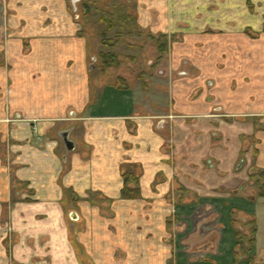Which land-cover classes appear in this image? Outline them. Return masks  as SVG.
Masks as SVG:
<instances>
[{
	"label": "crops",
	"instance_id": "0c3cea01",
	"mask_svg": "<svg viewBox=\"0 0 264 264\" xmlns=\"http://www.w3.org/2000/svg\"><path fill=\"white\" fill-rule=\"evenodd\" d=\"M2 1L0 264L28 257L25 245L11 249L8 220L26 239L48 236L64 256L51 264H234L230 226L231 251H220L230 211L257 221V245L264 196L251 179L264 183V0H137L142 28L177 35L170 69L185 57L203 71H182L168 92L172 111L162 103L157 112L124 101L118 88L92 87L86 41L60 0ZM234 60L248 80L236 73L230 89ZM68 129L66 153L58 133ZM124 168L136 173V198L121 196ZM204 212L218 223L201 217L190 227Z\"/></svg>",
	"mask_w": 264,
	"mask_h": 264
},
{
	"label": "rangeland",
	"instance_id": "374dc122",
	"mask_svg": "<svg viewBox=\"0 0 264 264\" xmlns=\"http://www.w3.org/2000/svg\"><path fill=\"white\" fill-rule=\"evenodd\" d=\"M60 2L66 5L71 17L76 19L78 33H80L78 35L86 41L87 56L89 57L87 59L88 64L93 65L88 75L92 87L99 85L106 87V89L111 87L118 88L122 92L124 101L139 103L146 112H157L160 109L158 105L162 103L167 104L168 108L166 109L172 111L173 105L171 104L168 92L172 89L173 80L183 78L179 77L182 71L187 70L185 77L194 76L196 74L194 70L199 74L203 72L202 70L197 71L194 61L187 60L185 57L179 61L176 71L170 69V64H172L170 55L175 46L174 42L178 40L177 35L152 34L146 28H142L138 24L136 17L137 0H77L75 3V13L73 12L71 0H60ZM2 7L3 1L0 0V19H2L4 14ZM246 31L249 32L252 38L258 37L260 34V32L254 30ZM0 32H2L1 27ZM2 47L3 44L0 43V48ZM176 47L181 46L176 45ZM26 51L27 46L24 43L23 52ZM234 61L235 73L229 79L231 84L230 89L237 88L240 82V79L235 77L236 73L240 72V78L243 81L248 80V76L243 75V69L241 68L243 61ZM2 62V54H0V65ZM207 66L209 67V65ZM217 68L221 71L223 69L222 64L219 63ZM236 70L238 71L236 72ZM208 73L209 75L207 74L204 78L206 79L205 85L207 81L215 80L210 75V72ZM196 88L192 96L200 94V90H203L204 87L199 86ZM209 88L207 93L208 99L210 96H214ZM93 93L95 95L98 91ZM158 95H161V97H158ZM151 99L156 101L155 107L150 106L149 102ZM168 116H171L170 113ZM251 180L257 186L264 185V183L262 184V176L252 177ZM13 190L11 189V206H13L12 204L15 200V191ZM228 216L231 219L228 223H224L227 229L223 231L225 240L221 243L220 251L225 253L226 249L229 250L227 246L229 240L226 235L230 226L234 230V233L237 230L239 238V244L235 246L234 257H232V260L236 261L234 264H264V259L262 260L264 258V242H262L264 235H262V228L257 236V245L255 244L258 227L257 221L242 220L238 215L234 216L237 219H232L233 214L231 211L228 213ZM201 217L204 218V224L208 223L213 226V224L218 223L217 218H214L213 215L207 216V212H204L202 215L197 214L195 220L189 221L190 227L191 222L195 224ZM5 224L7 225L6 230L8 229V241L11 249H14L15 246L18 249L23 248L24 245L27 246L28 257L26 264H51L50 258L57 262L64 258L63 253L56 252L55 246L54 249L51 248V242L47 239L48 236L46 234H43L42 237L39 235L37 239H26L22 234H19L18 225L11 224L12 226L10 227L9 220ZM13 228L14 231H12ZM191 230L193 228H189L187 231ZM203 230H205V227H203ZM233 239L236 244V236ZM212 242H214V239ZM18 251L17 253L20 255L21 251ZM189 256L192 260H213L211 255L204 256L203 254L200 257V255L192 256V254H189ZM216 262H219V259H215L214 263Z\"/></svg>",
	"mask_w": 264,
	"mask_h": 264
},
{
	"label": "trees",
	"instance_id": "16d2710c",
	"mask_svg": "<svg viewBox=\"0 0 264 264\" xmlns=\"http://www.w3.org/2000/svg\"><path fill=\"white\" fill-rule=\"evenodd\" d=\"M78 34H80V33H78ZM122 176L124 179V186H123L122 191H121L122 198H136L138 196V189L135 185L136 173L131 172L129 169L126 170V168H124V170L122 172ZM256 191H257V194L259 196H264V185H262V186L258 185ZM235 234H236L235 235L236 236V245L235 246H237V244H239V238L237 236L238 235L237 230L235 231Z\"/></svg>",
	"mask_w": 264,
	"mask_h": 264
},
{
	"label": "water",
	"instance_id": "95a60500",
	"mask_svg": "<svg viewBox=\"0 0 264 264\" xmlns=\"http://www.w3.org/2000/svg\"><path fill=\"white\" fill-rule=\"evenodd\" d=\"M77 2V0H71V4L73 6V12L75 13L76 12V7H75V3ZM93 65H90V69H92ZM70 129L68 130H63V131H60L58 133V138L60 139L66 153H69L71 152L73 149H74V142L73 140H71L69 138V134H70ZM76 217V215H75Z\"/></svg>",
	"mask_w": 264,
	"mask_h": 264
}]
</instances>
